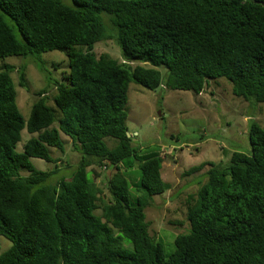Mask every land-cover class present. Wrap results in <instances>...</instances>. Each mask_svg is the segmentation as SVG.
<instances>
[{"label": "trees", "instance_id": "16d2710c", "mask_svg": "<svg viewBox=\"0 0 264 264\" xmlns=\"http://www.w3.org/2000/svg\"><path fill=\"white\" fill-rule=\"evenodd\" d=\"M109 38L120 61L93 51ZM50 50L66 54L68 73L55 84L54 107L42 89L27 120L16 103L13 67H0V235L11 242L0 264H264V127L252 121L249 148L230 151L226 162L190 167L209 166L186 200L189 228L165 254L145 214L149 198L169 189L163 158L139 159L126 126L131 81L199 94L222 77L233 95L264 102V6L253 0H0V59ZM19 80L23 86V68ZM23 129L30 136L16 151ZM60 133L79 159L69 177L53 179L55 170L37 169L30 159L56 161L50 148L63 151ZM103 165L113 169L106 193L95 181V167Z\"/></svg>", "mask_w": 264, "mask_h": 264}, {"label": "rangeland", "instance_id": "374dc122", "mask_svg": "<svg viewBox=\"0 0 264 264\" xmlns=\"http://www.w3.org/2000/svg\"><path fill=\"white\" fill-rule=\"evenodd\" d=\"M61 1L70 3L72 0ZM104 18L106 20L107 16L104 15ZM93 51L97 56L107 53L121 60L120 49L112 38L96 42ZM4 64L13 67L10 76L16 91V103L24 120H27L31 104L42 89L46 90V104L54 107L55 84L65 82L63 77L68 73V60L63 51L11 55L0 59V67ZM21 68L25 74L23 86L19 84ZM158 69L161 73L165 72L164 66ZM126 112V126L137 157L145 159L161 154L163 158L160 172L169 189L149 198L145 214L149 233L162 244L163 252L169 254L174 249L175 236L189 228L186 200L205 180L204 172L209 166L204 165L192 172L190 167L209 161L226 162L230 151L248 149L249 124L256 121L264 127V102H249L233 95L230 82L222 77L209 80L208 86L199 94L189 90L166 89L162 85L149 89L131 81L127 90ZM29 136L25 129L21 131L16 151L22 149ZM60 137L64 140L63 151L50 148L56 161L30 159L37 169L55 170L53 179L69 177L79 159L68 137L63 133ZM105 141L109 146L114 144L112 140ZM95 169L98 172L95 181L106 193L104 182L113 169L108 165ZM88 176L91 178L90 171ZM130 185L129 199L132 201L136 192L133 184ZM102 201L105 202L106 197ZM99 212L100 209H97L96 213ZM111 231L117 233L112 227ZM126 243L121 244L125 249L128 248ZM10 244L0 235V252Z\"/></svg>", "mask_w": 264, "mask_h": 264}, {"label": "water", "instance_id": "95a60500", "mask_svg": "<svg viewBox=\"0 0 264 264\" xmlns=\"http://www.w3.org/2000/svg\"><path fill=\"white\" fill-rule=\"evenodd\" d=\"M253 1L256 2V3H260V4H262L264 6V1H260V0H253Z\"/></svg>", "mask_w": 264, "mask_h": 264}]
</instances>
